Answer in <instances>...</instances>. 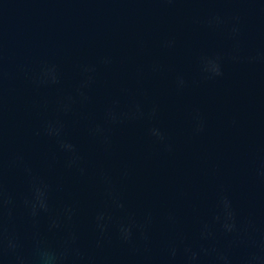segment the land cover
<instances>
[{
  "label": "water",
  "instance_id": "1",
  "mask_svg": "<svg viewBox=\"0 0 264 264\" xmlns=\"http://www.w3.org/2000/svg\"><path fill=\"white\" fill-rule=\"evenodd\" d=\"M0 264H264V0H0Z\"/></svg>",
  "mask_w": 264,
  "mask_h": 264
}]
</instances>
